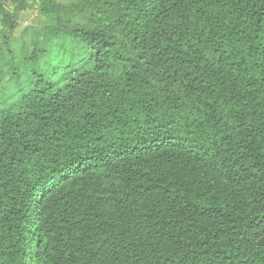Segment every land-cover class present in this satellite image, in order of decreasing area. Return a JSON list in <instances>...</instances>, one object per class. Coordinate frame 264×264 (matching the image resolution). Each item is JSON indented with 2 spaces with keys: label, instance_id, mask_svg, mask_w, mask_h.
I'll use <instances>...</instances> for the list:
<instances>
[{
  "label": "trees",
  "instance_id": "trees-1",
  "mask_svg": "<svg viewBox=\"0 0 264 264\" xmlns=\"http://www.w3.org/2000/svg\"><path fill=\"white\" fill-rule=\"evenodd\" d=\"M11 2L0 264H264V0Z\"/></svg>",
  "mask_w": 264,
  "mask_h": 264
},
{
  "label": "rangeland",
  "instance_id": "rangeland-1",
  "mask_svg": "<svg viewBox=\"0 0 264 264\" xmlns=\"http://www.w3.org/2000/svg\"><path fill=\"white\" fill-rule=\"evenodd\" d=\"M59 1L67 2L70 0ZM2 3L6 10L15 17L17 24L15 31L11 34L9 31L7 33V27L0 20V38L8 36L11 39V47L16 56H20L21 48L24 44L29 45L31 48V44L38 33L44 34V32H47L48 27L54 26L57 23L54 14L44 15L36 5H31L26 11H21L16 9L15 4L11 0H2ZM4 83L2 82V84ZM7 86L6 90L0 92V100H4L7 96L10 99L15 92V88L11 82Z\"/></svg>",
  "mask_w": 264,
  "mask_h": 264
}]
</instances>
